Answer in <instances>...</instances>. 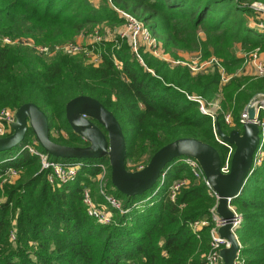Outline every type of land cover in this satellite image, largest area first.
Returning <instances> with one entry per match:
<instances>
[{
    "label": "trees",
    "instance_id": "1",
    "mask_svg": "<svg viewBox=\"0 0 264 264\" xmlns=\"http://www.w3.org/2000/svg\"><path fill=\"white\" fill-rule=\"evenodd\" d=\"M98 1L0 0V110L34 103L49 119L52 141L84 147L89 143L73 132L66 106L74 98L90 96L121 124L129 171L145 167L157 151L181 138L215 147L224 163L227 150L214 138L211 117L186 96L196 94L214 101L221 84L217 70L193 76L188 68L171 69L144 54L153 75L133 56L127 42L119 50L115 42L97 44L104 63L94 69L80 58L58 56L50 61L29 46H3L1 38L32 40L37 46L64 43L98 25L125 24L117 8L144 22L173 58L180 52H200L204 59L215 55L230 74L244 62L238 52L264 51V32L257 25L250 26V18L260 15L252 5L264 4V0ZM113 57L121 62L120 70ZM262 91L264 79L243 76L224 86L221 106L224 112L232 111L235 124L228 127L221 114L218 121L224 133H243L241 113ZM54 119L69 133L67 141L53 137ZM31 138L36 137L29 129L21 146L0 153V177L11 169L23 171L15 183L0 185V196L6 197L0 204V264H207L217 200L205 182L193 176L182 161L185 157L167 166L161 188L158 182L153 190L136 197L114 188L108 158L82 160L108 166L109 193L129 210L127 214L114 211V222L101 226L88 216L83 204L85 187L92 188L98 203L104 201L94 182L99 169L85 167L75 183L54 188L47 172L41 171L39 157L22 151ZM38 148L46 153L39 144ZM186 179L191 184L171 201L172 185ZM137 204L142 210L135 208ZM231 205L241 216L236 232L242 246L238 263L264 264V160ZM198 221L209 222L199 237L191 228Z\"/></svg>",
    "mask_w": 264,
    "mask_h": 264
},
{
    "label": "water",
    "instance_id": "2",
    "mask_svg": "<svg viewBox=\"0 0 264 264\" xmlns=\"http://www.w3.org/2000/svg\"><path fill=\"white\" fill-rule=\"evenodd\" d=\"M247 105L249 121L243 133L233 130L226 134L216 122L217 133L226 143L235 146L229 173L222 172L219 151L198 139L181 138L157 151L150 162L138 171L126 168L127 144L123 129L115 115L90 96H79L68 102L66 118L73 132L89 143L87 147L60 145L52 141L47 115L34 103L22 105L15 111L13 133L0 138V153L21 146L31 129L37 143L49 156L67 161L101 160L108 158L114 188L128 197L141 196L153 190L167 166L177 158L196 160L209 187L217 194L215 213L222 221L218 235L228 241L219 252L220 264H237L242 249L236 234L239 215L232 208V200L240 196L252 176L255 152L260 144V129L255 123V102Z\"/></svg>",
    "mask_w": 264,
    "mask_h": 264
},
{
    "label": "built area",
    "instance_id": "3",
    "mask_svg": "<svg viewBox=\"0 0 264 264\" xmlns=\"http://www.w3.org/2000/svg\"><path fill=\"white\" fill-rule=\"evenodd\" d=\"M258 13L264 15V4L255 3L252 5ZM118 14L125 20V24L122 26L120 33L122 38H127L133 56L139 61L141 65L147 68L145 61H144V54H149L150 56L154 57L155 59L165 62L169 64L171 67H185L191 71V74L198 75V74H209L217 70L220 73L221 84L228 83L233 76L227 72L225 67L223 66L222 61L212 55L207 60H203L201 54H190L187 55L186 58H173L168 52H166L163 43L156 38L149 27L132 15L129 12L120 10L115 8ZM258 29H264V24L257 25ZM28 41V42H27ZM31 41V42H30ZM3 46H14V45H24L29 46L34 49L39 55H50L52 52L49 47L47 46H37L32 40L26 39H11V38H2L1 40ZM101 42V38L97 37L95 44H99ZM87 49L79 44L76 43H68L63 46L56 47V51H61L65 54H77L85 51ZM192 57L191 59H188ZM115 58V57H114ZM251 63L260 78L264 79V57L263 53L257 49L251 56ZM117 64V65H116ZM116 67L120 70L121 63L116 61ZM147 70L155 75L153 70L147 68ZM186 96L189 100L196 102L199 105V109L202 114L211 117L213 122V133L214 138L218 144L224 146L227 150V155L225 161L222 165V172L229 173L231 168V160L232 156L235 151V146H232L225 141H223L217 133L216 129V122L219 120V116L222 114L224 117V121L228 127H234V118L232 113H225L223 112L221 106V100L214 101L213 103L209 104L206 102L204 98L198 96L196 94H187ZM259 98V101L255 102V123L258 125L260 129V144L255 152L254 155V162H253V172L259 168L264 160V94L257 95L254 99L250 102L255 101V99ZM249 121V116L246 109L241 113L240 123L244 126ZM15 122V111L10 109H5L0 112V138H5L13 133L12 126ZM27 150L31 155H35L39 157L41 162V171L47 172V177L49 183L54 188H62L64 186L71 185L78 180L79 174L81 173L82 169L87 167H94L99 169L98 175L94 178V182L98 186V196L102 198L104 201L103 203H98L95 200V194L90 187H85L83 190V204L85 205L86 212L88 216L93 219L98 225L106 226L110 225L114 222V211H118L121 214L124 212L123 203L117 199L113 194L109 193L108 185H109V178H108V166L103 163H84V162H76V161H56L51 159V157L39 150L38 143L33 141L31 144L28 143L26 146L22 148V151ZM186 163L189 168L191 169L193 176L196 179L203 180L205 184L210 189V193L212 196H217V194L209 187L205 175L199 165V163L190 158H185L182 160ZM10 174L16 175L18 174L17 171L11 169L9 170ZM18 178V177H17ZM165 181V174L161 176L159 188H161ZM188 181V180H187ZM186 180L175 182L172 187L170 188L169 197L171 201L175 202L178 195L180 194L182 188H184L188 182ZM159 190V189H158ZM158 191L154 193L156 195ZM152 197H150L147 201H151ZM216 207L212 210L213 219L216 222V227L211 231V250L209 254L206 256L207 264H220V257L219 252L221 249L227 247L228 241L222 239L218 235V229L222 225V221L215 213ZM241 223V216L239 215V219L235 222V225H240ZM209 222L207 221H198L191 224L192 230L197 234L199 237L200 230L208 226ZM16 238V234L12 233V239Z\"/></svg>",
    "mask_w": 264,
    "mask_h": 264
},
{
    "label": "rangeland",
    "instance_id": "4",
    "mask_svg": "<svg viewBox=\"0 0 264 264\" xmlns=\"http://www.w3.org/2000/svg\"><path fill=\"white\" fill-rule=\"evenodd\" d=\"M93 1L96 4H98V2H99L98 0H93ZM262 23L264 24V15L263 14H260L259 17L256 16V17L250 18V26L260 25ZM123 25H118V26H114V27H110L109 25H98V26L94 27V29L92 31H90V32H83V33H81L74 40H69V41H66L64 43H58V44L48 45L47 47L50 48V50H51L52 53L50 55H42V56H44V59L50 60V61L53 60V59H55V58H57L58 56H67V57H73V58H80L81 60L84 61V65L85 66L91 67V68H94V69H99V68L103 67L104 58H103V55H102V52H103L102 51V48L100 50L101 52L96 49V45H97V44H95L96 38L97 37H100L101 38V42H100L101 44L102 43L107 44V43L115 42L116 43L115 46L117 47V50H119L121 48V45L123 43H125V42H127L129 44V46H130V43H129L128 39L126 37L125 38H122V35L120 33H118L120 31V29L122 28ZM258 30H259V32H264V29H261L260 28ZM1 40H2V38H1ZM119 41H121L120 44H118ZM68 43H76V44H79V45L87 48V49H84V50H86V52L85 51H82L81 53H77V54L70 55V54H65V53H63L61 51H56V47L63 46V45L68 44ZM257 49L250 50L249 52H246V53L245 52H238L237 57L244 58V62L237 69V71L235 73H230L233 76V78L243 76V77H247V78H250V79H253V80H262L263 79V78H260L258 76V74L256 73V71H255V69H254V67H253V65L251 63V56H252V54ZM261 52L264 54V51H261ZM199 53H197V52H193V53L180 52L178 54V58H181L182 59V58H186L187 55H190V54H199ZM201 56H202V54H201ZM191 58L192 57H189L188 59H191ZM113 59H114V63L115 64H116V61H118L119 63H121L117 59V57H115V58L113 57ZM203 60H205V59L203 58ZM171 69H174V68L171 67ZM193 76H196V75H193ZM228 83H226V84H220L219 93L217 94V96H216V98H215L214 101H216V100H218V101L224 100L222 91H223L224 86H226ZM259 94H264V92L262 91V92L257 93L253 97V99L257 95H259ZM214 101L208 102L206 100V102L209 103V104L213 103ZM248 104H246V105H248ZM246 107H245V109H246ZM5 109L13 110L12 108L7 107V108L1 109L0 112L3 111V110H5ZM245 109H243V111ZM14 111H16V110H14ZM225 113L226 114L227 113H232V111L231 110H228V111H225ZM53 124H54V128L52 129V132H51L52 135H53V137H55V138L63 137L67 141L69 139V133L65 129H61V127L63 126L62 123H61V121L58 120V119H54ZM30 140H31L29 142L30 144L33 141H36L37 142L36 138H31ZM142 168L143 167L141 166V167H139L138 170H141ZM21 174H23V171L22 170H19L18 174H16V175H12V174H10V171H8L4 176L0 177V185L2 186L3 184H12V183H15V181H17V180L20 179ZM108 178H109V172H108ZM186 181H187V179H186ZM187 182H188V184L185 187H188L191 184L190 181H187ZM213 197H215L216 200H217V202H218V198L216 196H213ZM5 201H6V197L4 195L0 196V204L3 203V202H5ZM135 208L142 210V207L139 204H137V206ZM232 208L239 215V213L237 212L236 208L234 206H232ZM128 212H129V210H124L123 214H127ZM209 252H210V250H209ZM209 252H208V254H209ZM239 264H241V263H239Z\"/></svg>",
    "mask_w": 264,
    "mask_h": 264
},
{
    "label": "flooded vegetation",
    "instance_id": "5",
    "mask_svg": "<svg viewBox=\"0 0 264 264\" xmlns=\"http://www.w3.org/2000/svg\"><path fill=\"white\" fill-rule=\"evenodd\" d=\"M87 146H89V144ZM87 146H84V147H87Z\"/></svg>",
    "mask_w": 264,
    "mask_h": 264
},
{
    "label": "crops",
    "instance_id": "6",
    "mask_svg": "<svg viewBox=\"0 0 264 264\" xmlns=\"http://www.w3.org/2000/svg\"><path fill=\"white\" fill-rule=\"evenodd\" d=\"M263 57H264V54H263ZM237 264H239V263H237Z\"/></svg>",
    "mask_w": 264,
    "mask_h": 264
}]
</instances>
